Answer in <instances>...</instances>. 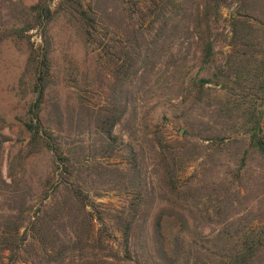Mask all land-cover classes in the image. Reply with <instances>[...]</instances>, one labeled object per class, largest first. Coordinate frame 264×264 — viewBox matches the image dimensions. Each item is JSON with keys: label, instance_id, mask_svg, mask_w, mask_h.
Wrapping results in <instances>:
<instances>
[{"label": "trees", "instance_id": "16d2710c", "mask_svg": "<svg viewBox=\"0 0 264 264\" xmlns=\"http://www.w3.org/2000/svg\"><path fill=\"white\" fill-rule=\"evenodd\" d=\"M74 36L103 102L64 94L57 45ZM8 40L28 52L27 148L53 167L35 202L0 167V264H264V0H0ZM160 92L184 104L182 138L148 122ZM110 191L119 205L97 201Z\"/></svg>", "mask_w": 264, "mask_h": 264}, {"label": "rangeland", "instance_id": "374dc122", "mask_svg": "<svg viewBox=\"0 0 264 264\" xmlns=\"http://www.w3.org/2000/svg\"><path fill=\"white\" fill-rule=\"evenodd\" d=\"M22 1L30 5L37 0ZM233 8L224 10V19L220 27L222 34L218 35L216 47L217 57L220 59L225 58L229 48L226 39L230 34V27L226 17ZM56 29L60 32V25ZM31 40L35 45L41 42L38 30L31 31ZM57 46L62 51V58L59 59L61 76L62 79L67 77V79H63L65 96L72 95L77 89L76 86L81 85V87L89 88L87 93L92 103L103 102L108 91L107 83L109 81L107 79L106 83L101 84L95 80L92 68L89 67L91 62L87 63L84 59L76 36L69 41L66 38L62 39ZM182 49L184 53L193 56L194 44L192 40H186ZM27 55L25 44L18 46L10 40L0 43V167L3 177L8 183H12V179L15 177L23 189H32L33 202H35L40 197L41 189H44L47 177L51 175L53 156L52 152L47 149L30 154L27 148L29 133L24 123L31 118L30 108L35 99L34 94L30 91L32 80L28 76H23L26 70ZM193 69L196 71L198 67ZM85 73L88 74L87 77ZM166 75L168 80L169 74L166 73ZM164 79L165 77L162 78L163 81ZM211 94L217 96L219 93L212 89ZM168 97L163 92L154 96L151 94L146 96L144 107L149 111L148 122L158 124L166 134L173 138H182V135L186 133V117L181 110L184 108V104L178 98L169 99ZM44 113L46 114L47 111ZM115 132L128 139L123 123L116 126ZM81 139H83V135L65 134L63 141L66 145L75 147ZM88 140L86 138V141ZM11 174L14 176L11 177ZM97 201L107 206L119 205L123 199L115 191H110L108 194L97 197Z\"/></svg>", "mask_w": 264, "mask_h": 264}]
</instances>
